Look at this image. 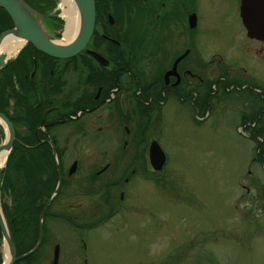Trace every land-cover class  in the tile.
Returning <instances> with one entry per match:
<instances>
[{"label": "flooded vegetation", "instance_id": "1", "mask_svg": "<svg viewBox=\"0 0 264 264\" xmlns=\"http://www.w3.org/2000/svg\"><path fill=\"white\" fill-rule=\"evenodd\" d=\"M204 1L93 0L91 35L73 56H49L26 42L17 50L11 60V124L15 136L26 139L31 152L37 150V144H49L50 140L56 156L58 152L62 155L60 164L57 158L61 185L46 216L62 185H68L63 181H70L79 172L78 160L64 168V149L57 148L53 138L114 139L119 147L122 142V152L132 151L137 159L144 151L148 157L149 146L155 141L150 137L153 130L171 117L185 115L195 128L209 123L213 130L224 120L237 123L244 138H262L254 146L257 154L264 155V79L259 78L251 62L257 61L264 69V38L247 34L244 0H224L222 8L216 0H211L210 7ZM29 6L42 15L53 39H59L55 37L56 25L62 19L57 10L53 8L51 13L43 11L44 6ZM233 42L234 51L243 50L246 58L234 60L232 53L228 54L224 47ZM21 109L30 114L27 125L16 121ZM66 125H70V133L55 134ZM34 140L36 144L31 145ZM93 151L97 148L84 150ZM144 162L141 160L142 165ZM73 163L75 169L69 175ZM107 166L87 168L83 178L88 175L96 179ZM123 181L128 183V178ZM82 226L73 228L90 229ZM55 246L46 258L43 255L40 261L24 264H61L60 251L54 261Z\"/></svg>", "mask_w": 264, "mask_h": 264}, {"label": "rangeland", "instance_id": "2", "mask_svg": "<svg viewBox=\"0 0 264 264\" xmlns=\"http://www.w3.org/2000/svg\"><path fill=\"white\" fill-rule=\"evenodd\" d=\"M215 3L222 8L224 0ZM204 4L212 5L211 0ZM54 9L62 19L56 28L61 37L54 40L66 42L64 0H55ZM235 45L224 49L234 60L246 58ZM251 62L264 79L263 66ZM7 95L4 109L11 115ZM184 116L171 117L150 135L166 157L158 172L148 164L146 151L136 159L114 139L53 138L64 149V168L78 160L79 172L65 181L47 215L44 250L32 263L46 258L56 244L61 264H264V155L254 146L262 138L246 139L237 123L226 120L213 130L209 123L195 128ZM28 118L21 109L16 121L27 125ZM2 129L0 144L7 137ZM62 133H70V125L55 130ZM91 147L97 151L84 152ZM106 165L96 179L83 178L85 169ZM77 224L90 229L78 231ZM0 256L4 261V243Z\"/></svg>", "mask_w": 264, "mask_h": 264}, {"label": "trees", "instance_id": "3", "mask_svg": "<svg viewBox=\"0 0 264 264\" xmlns=\"http://www.w3.org/2000/svg\"><path fill=\"white\" fill-rule=\"evenodd\" d=\"M23 1L32 6H44L43 11L45 9L50 11L55 7V0ZM36 8L40 10L39 7ZM58 22L61 25V21L58 20ZM12 27L11 19L0 8V34ZM5 79H8V83H5ZM5 94L11 98V61L6 63L0 71V112L11 121V115L4 109L7 107ZM2 137L3 129L0 125V139ZM17 139L18 141L14 142L6 159L5 167L0 171V201L3 215L14 241L16 255L21 256L29 252L37 243L39 215L54 192L58 176L55 169L56 161L49 144H37L35 148L37 150L31 152L27 148L30 143L26 139ZM33 144H36V140L31 143V145ZM61 157L62 155L58 152L59 164L62 162ZM60 172L62 174V169ZM29 178L31 181H28ZM46 217L45 215L43 218V241L40 248L28 258H24L15 264L33 262L39 256L40 249L45 243ZM1 245L2 236L0 232V247ZM3 262L0 256V264Z\"/></svg>", "mask_w": 264, "mask_h": 264}, {"label": "water", "instance_id": "4", "mask_svg": "<svg viewBox=\"0 0 264 264\" xmlns=\"http://www.w3.org/2000/svg\"><path fill=\"white\" fill-rule=\"evenodd\" d=\"M80 17V25L76 37L68 44L59 45L51 36L49 31L43 25L44 20L39 11L34 10L23 0H0V8H2L12 21L13 27L0 34V46L8 34H12L14 38L31 44L37 50L53 57L68 58L75 53L83 49L86 45L93 28L94 20V5L93 0H73ZM243 24L247 30V34L251 37L264 38V0H244L243 1ZM56 38L61 37V32L58 31L55 34ZM6 65L5 56L0 52V71ZM0 119L5 123L9 130V137L6 138L4 143L0 144V150L7 148L8 154L11 150L15 139V131L8 118L0 113ZM1 125V124H0ZM2 126V125H1ZM3 127V126H2ZM52 147V153L56 161V171L58 174V181L56 188L49 200L43 207L39 215L38 224V240L36 245L27 253L17 256L14 241L10 233L7 221L3 215L0 201V232L2 241L7 242L11 248V257L7 263L14 264L16 261L21 260L35 252L43 241V218L46 214V210L49 207L51 201L56 196L61 185V177L59 165L57 162L55 146L52 141H48ZM8 156V155H7ZM148 160L150 166L155 171H160L165 163V154L159 144L153 141L148 149ZM75 169V164L70 167L69 175ZM3 220L6 224V229L3 225ZM59 246L54 248V261L57 260Z\"/></svg>", "mask_w": 264, "mask_h": 264}, {"label": "bare ground", "instance_id": "5", "mask_svg": "<svg viewBox=\"0 0 264 264\" xmlns=\"http://www.w3.org/2000/svg\"><path fill=\"white\" fill-rule=\"evenodd\" d=\"M64 4H65V7L67 8L65 13L68 15V18H67L68 24L66 26V29H65V32L63 35L66 42H62V41L61 42H55L59 45L70 43L75 38V36L78 32V28H79V13H78V10L76 8L74 1L73 0H64ZM23 43H24L23 41L21 42L20 40L14 38L12 34H8L0 46V52H1V54H3L5 56L6 59H9V58H11V54L16 53L17 50L22 46ZM0 124L6 128V130H7V137L6 138H8L10 135L9 130L6 127L5 123L1 119H0ZM15 139L16 140L14 142L18 141L16 136H15ZM11 149H12V147H11ZM8 151L9 150L7 148H2L0 150V170L3 167H5L6 159L8 157L7 155H9ZM3 225L6 229V224H5L4 220H3ZM4 247H5V253H6L4 262L7 263L11 257V248L7 242H4Z\"/></svg>", "mask_w": 264, "mask_h": 264}]
</instances>
